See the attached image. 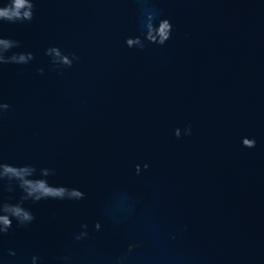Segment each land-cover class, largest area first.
<instances>
[{
    "label": "water",
    "instance_id": "water-1",
    "mask_svg": "<svg viewBox=\"0 0 264 264\" xmlns=\"http://www.w3.org/2000/svg\"><path fill=\"white\" fill-rule=\"evenodd\" d=\"M2 9L0 264H264V0Z\"/></svg>",
    "mask_w": 264,
    "mask_h": 264
},
{
    "label": "clouds",
    "instance_id": "clouds-1",
    "mask_svg": "<svg viewBox=\"0 0 264 264\" xmlns=\"http://www.w3.org/2000/svg\"><path fill=\"white\" fill-rule=\"evenodd\" d=\"M12 15L13 14L7 9L0 10V18L11 19ZM161 32L170 38L171 26L168 22L164 23ZM0 44H3L5 47L7 46L6 42L4 41H0ZM5 171L7 172L8 169H5ZM32 194V192H29V196ZM48 195H55V193H52L47 188H44L42 195L36 197V199H42ZM4 211L11 213L20 223L30 222L33 219L30 213L22 211L16 207H5ZM11 225L12 221L8 216H0V232H6L7 229L11 227Z\"/></svg>",
    "mask_w": 264,
    "mask_h": 264
}]
</instances>
